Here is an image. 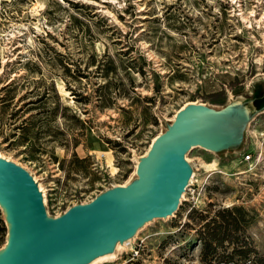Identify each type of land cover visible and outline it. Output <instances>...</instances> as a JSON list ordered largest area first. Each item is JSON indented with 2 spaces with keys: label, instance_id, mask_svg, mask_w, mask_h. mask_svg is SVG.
<instances>
[{
  "label": "rangeland",
  "instance_id": "1",
  "mask_svg": "<svg viewBox=\"0 0 264 264\" xmlns=\"http://www.w3.org/2000/svg\"><path fill=\"white\" fill-rule=\"evenodd\" d=\"M188 102L247 109L240 144L187 151L176 210L92 264H204L215 215L217 251L264 264V0H0V156L31 174L47 214L131 181Z\"/></svg>",
  "mask_w": 264,
  "mask_h": 264
},
{
  "label": "water",
  "instance_id": "2",
  "mask_svg": "<svg viewBox=\"0 0 264 264\" xmlns=\"http://www.w3.org/2000/svg\"><path fill=\"white\" fill-rule=\"evenodd\" d=\"M249 119L244 108L185 103L138 158L131 181L111 185L55 216L47 214L31 174L0 156V210L6 227L0 264H87L110 253L145 222L176 210L192 172L187 151L237 147Z\"/></svg>",
  "mask_w": 264,
  "mask_h": 264
},
{
  "label": "trees",
  "instance_id": "3",
  "mask_svg": "<svg viewBox=\"0 0 264 264\" xmlns=\"http://www.w3.org/2000/svg\"><path fill=\"white\" fill-rule=\"evenodd\" d=\"M229 211L233 212L234 215L230 217V222L233 224H236L240 221V219L243 218V216L240 214V207L232 206L228 209ZM236 212H238L236 216ZM218 216V214H217ZM227 220V219H222ZM1 218H0V239L2 237V231L4 230V227L1 226ZM219 219H216V215L211 218V221L209 222V229L206 233L201 237L202 238V248L200 251V259L204 264H238L236 263L233 258L235 255H238L239 257H245L247 255V250L244 249H234L230 252H219L216 249V243L222 242L226 237L219 233V228L221 227V223H219ZM214 243V245H213Z\"/></svg>",
  "mask_w": 264,
  "mask_h": 264
},
{
  "label": "bare ground",
  "instance_id": "4",
  "mask_svg": "<svg viewBox=\"0 0 264 264\" xmlns=\"http://www.w3.org/2000/svg\"><path fill=\"white\" fill-rule=\"evenodd\" d=\"M186 160H187V157H186ZM211 165H213V164H205V166L206 167H209V166H211ZM191 180V179H190ZM41 189L42 188H40L39 190L41 191ZM43 199V198H42ZM118 243H116V245H117ZM111 255H113V253H106V254H102V255H99V256H97V257H95L93 260H91L89 263H87V264H92V263H94V262H96V261H98V260H102V259H106V257H110Z\"/></svg>",
  "mask_w": 264,
  "mask_h": 264
},
{
  "label": "built area",
  "instance_id": "5",
  "mask_svg": "<svg viewBox=\"0 0 264 264\" xmlns=\"http://www.w3.org/2000/svg\"><path fill=\"white\" fill-rule=\"evenodd\" d=\"M249 155H245L244 157L247 158Z\"/></svg>",
  "mask_w": 264,
  "mask_h": 264
}]
</instances>
